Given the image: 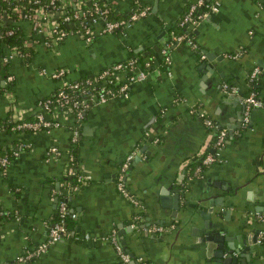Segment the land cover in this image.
I'll list each match as a JSON object with an SVG mask.
<instances>
[{
  "label": "crops",
  "instance_id": "1",
  "mask_svg": "<svg viewBox=\"0 0 264 264\" xmlns=\"http://www.w3.org/2000/svg\"><path fill=\"white\" fill-rule=\"evenodd\" d=\"M110 1L114 17L126 18L132 0ZM141 1L148 6L146 15L123 32L100 34L89 43L70 35L47 44L44 33L22 17L14 22L29 51L15 53L14 46L1 43V53L13 52V57L0 62V145L9 149L23 141L26 146L0 171V209L11 212L0 218V264H15L17 255L45 240L60 200L76 213L71 235L17 264H124L112 237L149 264H214L199 241L204 230L200 210L223 215L228 234L253 235L264 226V104L251 110L247 124L241 118V99L255 66L260 69L257 95L264 102V0H221L218 10L192 30L195 48L184 42L169 47V73L161 64V42L195 0ZM239 47L244 52L232 57ZM139 52L152 60L145 62L147 77L132 82L126 95L90 102L80 122L72 110L51 111L45 116L58 121L51 128L7 127L10 119L35 114L56 92L60 82L52 70L64 68L65 79H76ZM8 74L13 76L9 81ZM126 76L125 71L117 74L120 81ZM223 83L236 89L225 90ZM200 111L225 127L227 135L219 149L222 160L197 170V160L215 141ZM76 124L79 135L72 142ZM71 145L78 171L87 176L76 190L63 181ZM52 146L58 153L49 152ZM130 152L134 156L125 180L137 204L115 183ZM168 177L170 186L180 189L177 210L171 196L162 204L159 191ZM255 199L263 205L260 213L251 209ZM153 225L164 229L154 231ZM250 260L264 264V241L254 243Z\"/></svg>",
  "mask_w": 264,
  "mask_h": 264
},
{
  "label": "built area",
  "instance_id": "2",
  "mask_svg": "<svg viewBox=\"0 0 264 264\" xmlns=\"http://www.w3.org/2000/svg\"><path fill=\"white\" fill-rule=\"evenodd\" d=\"M32 5L22 10V6H14L13 10L19 14L17 17L28 19L32 22L33 28L44 33L47 37V44L60 41L67 36H75L83 39L85 42H92L95 36L105 33H112L115 31L123 32L124 29L131 24V22L138 20L148 13V6L144 5L141 0H132V5L128 16L126 18L111 19L108 15L112 9L110 0H31ZM221 0H195L191 2L188 9L179 20L180 25H186L189 29L193 30L202 20H204L211 12L218 10ZM200 8V9H198ZM198 10V11H197ZM16 18L9 15V11L4 10L0 17V36L2 34V26L6 23L14 22ZM170 39H164L161 42L160 52L162 56L161 64L166 70L170 72L171 57L169 47L173 43L184 42L192 48H195L196 42L194 35L191 32H183L176 34L170 32ZM15 53L23 54L22 50L15 45ZM244 52L243 47H239L235 53L231 54L232 57H238ZM204 57V54L201 55ZM13 57V52L4 55L0 52V62H6ZM148 63V62H147ZM138 65L135 57L129 58L124 61H117L108 66H105L95 74L82 76L76 79H65L66 70L64 68L52 70L50 75L52 78L59 80L60 86L56 92L43 100L38 111L35 113L34 119L19 120L11 126L16 131H36L44 128L48 129L52 126L58 125V121L53 118L45 116L46 113L66 112L68 110L74 111L76 120L80 122L84 116V111L90 102L102 103L108 98L116 95H126L132 82L144 80L148 72L145 68H140L137 72L134 70ZM127 72L124 81H120L117 77L119 72ZM260 69L258 66L253 67L249 73V81H254L258 78ZM7 80H11L13 76L8 74ZM225 90L234 91L236 88L227 83H223ZM241 103L243 105V124H247L250 112L255 107L263 106V100L257 95L255 91H250L242 96ZM199 117L211 129L215 131V141L212 145V151L206 152L201 157L200 164L197 170L202 167L210 165L213 162L221 161L219 149L222 147L224 139L227 135V129L220 127L215 120L204 112H198ZM79 135V124L73 126L71 140L76 142ZM26 146L23 141L18 142L14 146H10L11 154L16 156L19 150ZM50 153H58L55 146L49 150ZM134 152L126 155L116 174V186L120 193L128 198L133 203L137 204L134 198L126 187V170L129 163L133 159ZM74 158L72 152L69 153L66 173L74 174V168L69 165V162ZM8 154L0 155V171H5L10 162ZM87 176L78 171L77 183L68 184L71 190H76L80 182ZM57 219L54 220L49 226L48 234L42 242L26 249L23 253L16 256L15 264L28 262L40 256L52 243L61 240L68 235H71V227L67 225V218H75L76 213L69 209L65 200H60L58 204ZM154 231H163L164 227L161 225H153ZM88 238V234H84ZM115 249L120 256L123 263H130L131 261H140L139 258L132 257L129 252L125 251L121 244L112 237ZM264 241V226L259 228L256 233V243Z\"/></svg>",
  "mask_w": 264,
  "mask_h": 264
},
{
  "label": "water",
  "instance_id": "3",
  "mask_svg": "<svg viewBox=\"0 0 264 264\" xmlns=\"http://www.w3.org/2000/svg\"><path fill=\"white\" fill-rule=\"evenodd\" d=\"M208 53L207 56L210 58V54ZM1 81L0 78V82ZM237 99L240 100V97L238 96ZM242 117L243 114L241 118ZM210 150L212 151L213 149ZM170 180L171 179L168 177V179L162 182L164 188L162 187L159 192L162 204H168L171 196V199L174 201L172 207L177 210L180 201V189L178 187L173 188L170 186ZM171 192L173 194H170ZM215 202H217V199H215ZM252 203H254L251 206V209H253L252 211L260 213L263 205L260 204L258 199L252 200ZM210 204L214 205V202ZM211 211L212 208H207V210H200L199 212L204 218L202 226V229L204 230L203 234L199 237V241L205 242L209 254L213 256L214 264H253L250 260V251L254 246L256 233L259 228L253 235L244 236L241 234L237 236L235 234H228L227 229L223 228L222 225L221 220L224 218L223 215L212 217ZM131 256L134 257L133 254H131ZM132 263L133 261H131V264Z\"/></svg>",
  "mask_w": 264,
  "mask_h": 264
},
{
  "label": "trees",
  "instance_id": "4",
  "mask_svg": "<svg viewBox=\"0 0 264 264\" xmlns=\"http://www.w3.org/2000/svg\"><path fill=\"white\" fill-rule=\"evenodd\" d=\"M31 5H32L31 0H0V17H1L2 12L4 10H7V11H9V15L11 17L17 18L19 13L17 11L13 10L14 6H20V7L22 6L23 7L22 10L27 11L26 9H28V7H30ZM198 9H200V8H198ZM108 16L111 19H116L114 17L115 15L113 13V10H111L109 12ZM176 26L177 27L173 28L172 30L171 29L169 30L168 35L166 36V39H168V40L170 39V37H171L170 32L171 31H173L176 34L183 33V32H191V33H193V31L191 29H189L186 25H180L179 21L177 22ZM2 42H5L7 45H9L11 47L17 45L21 50H23V52L28 49L23 44V34L21 32V29L18 28V26L15 24V22H12V23L8 22V23H6L5 25L2 26V34L0 36V45H1ZM28 51H29V49H28ZM132 55L134 57L136 56L135 58L137 59L138 65H141L143 68H148L149 67V66L145 65V62L148 59L152 63V60L149 58V55L143 56V55L140 54V52L139 53H133ZM256 83H257V80L249 81V79H248V89H247V92L245 94H247L250 91H255L257 93ZM34 118H35V114H32L31 116L27 117L26 119L31 120V119H34ZM21 120H24V119H21ZM15 122L16 121H11V119H10V122L7 123V127L11 128V126L14 125ZM71 150H72L71 152H72L74 158H72V161L69 162V165H71L74 168L75 173L74 174L66 173L64 175V177H63V181L65 183H69V184H76L77 183L78 166H77L75 146L71 145ZM11 151H12L11 149H8V148L4 149L0 145V155L1 154H8L10 159H12L15 156L11 154ZM200 161H201V158H199L197 160L196 165H199ZM10 215H11L10 211L0 209V218L1 217H5V216H10ZM57 218L58 217L56 215L54 220H56ZM71 222H72L71 218H67L66 219V223H67L68 226L72 225ZM124 264H126V263H124ZM128 264H130V263H128ZM132 264H149V263L146 260H140V261H133Z\"/></svg>",
  "mask_w": 264,
  "mask_h": 264
}]
</instances>
